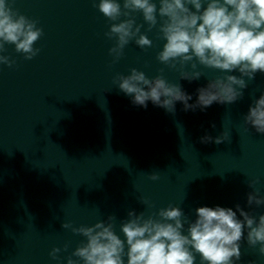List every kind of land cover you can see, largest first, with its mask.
Wrapping results in <instances>:
<instances>
[{"label":"water","instance_id":"obj_1","mask_svg":"<svg viewBox=\"0 0 264 264\" xmlns=\"http://www.w3.org/2000/svg\"><path fill=\"white\" fill-rule=\"evenodd\" d=\"M13 6L37 20L43 35L31 60L14 45L2 53L15 63L0 64V264H67L86 238L62 223L92 226L114 215L123 239L120 223L132 210L147 217L172 205L195 220L198 207L239 204L257 219L264 214V206L247 205L250 192L264 197V134L243 121L264 93V74L248 81L233 104L185 111L176 102L174 113L151 101L136 106L114 83L118 73L162 74L192 96L190 104L199 87L224 73L198 65L203 77L180 79L179 66L157 61L165 41L155 28L146 32V24L141 32L153 46L142 50L133 40L113 63L114 41L104 35L111 22L93 0H15ZM133 15L144 23L141 13ZM222 134V143L201 142ZM153 173L160 178L150 180ZM53 248L61 249L59 259L49 255ZM258 249L248 246L245 232L236 264H264Z\"/></svg>","mask_w":264,"mask_h":264},{"label":"clouds","instance_id":"obj_2","mask_svg":"<svg viewBox=\"0 0 264 264\" xmlns=\"http://www.w3.org/2000/svg\"><path fill=\"white\" fill-rule=\"evenodd\" d=\"M14 4L15 0H0V64L10 68L15 61L2 54L7 50L5 45H14L17 53L31 60L40 52L34 45L43 35L38 21L21 14ZM93 7L111 22L104 35L114 41L108 50L113 63L120 60L133 40L142 50L153 46L141 32L146 24V32L155 28L165 41L157 61L170 69L179 66L180 79L191 82L203 77L204 73L196 70L198 65L224 73L199 87L192 104V96L162 74L149 78L136 68L128 75L118 73L114 83L132 97L136 106L147 108L151 101L174 113L176 102L182 103L185 111H204L213 103L233 104L243 98L248 81L257 73L264 74V0H93ZM137 12L142 14L143 24L136 22L133 13ZM189 65L193 71H183ZM243 121L264 134V93L252 101ZM225 138V134L216 138L205 135L201 142L214 139L219 144ZM159 178L154 173L149 175L153 181ZM257 183L258 178L248 186ZM247 205L264 206V197L250 192ZM195 216L191 220L180 207L172 205L147 217L132 210L120 223L123 239L114 230V215L92 226L62 223V228H71L74 234L86 238L68 257L67 264H196L197 255L199 264H236L241 259L245 232L248 246L259 245L258 251L264 256V214L257 219L237 204L235 210L201 206L195 209ZM67 248L66 244L64 250ZM60 251L53 248L49 255L59 259Z\"/></svg>","mask_w":264,"mask_h":264}]
</instances>
